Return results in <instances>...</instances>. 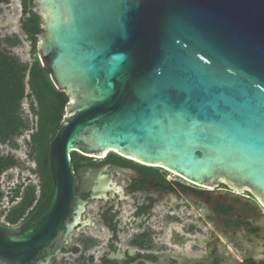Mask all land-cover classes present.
I'll use <instances>...</instances> for the list:
<instances>
[{"label": "water", "instance_id": "95a60500", "mask_svg": "<svg viewBox=\"0 0 264 264\" xmlns=\"http://www.w3.org/2000/svg\"><path fill=\"white\" fill-rule=\"evenodd\" d=\"M32 10L38 60L67 102L48 145L50 204L29 228L0 222L1 260L28 264L71 206L65 234L74 228L80 194L105 198L120 191L113 173L137 175L75 172L74 152L246 186L264 205V0H32Z\"/></svg>", "mask_w": 264, "mask_h": 264}, {"label": "flooded vegetation", "instance_id": "af4514ba", "mask_svg": "<svg viewBox=\"0 0 264 264\" xmlns=\"http://www.w3.org/2000/svg\"><path fill=\"white\" fill-rule=\"evenodd\" d=\"M21 4L22 31V0ZM31 98L36 106V99ZM35 117L28 134L22 124L0 138V222L4 225L26 222L29 228L51 201L50 166L48 173L39 166L33 141L39 130ZM22 145L29 148L24 158L19 154ZM70 159L75 172L81 167L119 165L137 175L128 179L113 173L116 184L121 181L117 184L120 191L108 192L105 198L92 200L87 193L80 194L87 202L74 228L65 234L66 222L76 216L71 206L52 238L28 264H264V205L249 187L198 184L114 151L104 156L72 153ZM15 170L28 171L29 176L2 178L6 171ZM156 206L166 209L163 215L158 216ZM128 207L131 210L126 212ZM141 254H155L162 260ZM0 264L10 263L0 259Z\"/></svg>", "mask_w": 264, "mask_h": 264}, {"label": "trees", "instance_id": "16d2710c", "mask_svg": "<svg viewBox=\"0 0 264 264\" xmlns=\"http://www.w3.org/2000/svg\"><path fill=\"white\" fill-rule=\"evenodd\" d=\"M22 2L24 18L21 20V28L30 41L31 52L34 53L36 35L40 32L39 17L32 10V0ZM26 88L29 90L28 93ZM27 96L36 99V106L30 101V110L37 115L39 125L38 132L33 134V141L37 143L39 166L45 168L48 173V145L61 126L67 102L66 95L54 87L48 71L41 66L38 58L30 64H21L0 48V138H6L22 126L19 111L21 101ZM74 165H77L75 159ZM48 191L51 194L52 187Z\"/></svg>", "mask_w": 264, "mask_h": 264}, {"label": "rangeland", "instance_id": "374dc122", "mask_svg": "<svg viewBox=\"0 0 264 264\" xmlns=\"http://www.w3.org/2000/svg\"><path fill=\"white\" fill-rule=\"evenodd\" d=\"M0 6L3 8V13L0 14V48L4 47L6 50H10L11 56L16 58L21 64H30L38 58L37 55V48L34 53L31 52L30 49V41L26 38L24 33L20 30V19L22 16L21 9L22 4L21 0H9L8 2H2L0 3ZM37 45V44H36ZM29 90L26 88V93H28ZM32 98L30 96L25 97L21 101L20 106V117L23 121V124L26 126L27 131L26 133L34 128L36 117L31 112L29 104ZM3 150L6 148L2 147ZM2 150V149H1ZM26 150H29L27 146L21 147L19 150V154L22 158H24V153ZM156 169L162 170L160 167H154ZM13 174L14 179L17 175H20L22 177L29 176V172L22 170H15V171H6L2 175V178H4L6 175ZM173 177V175H171ZM31 180L35 181L36 177L34 175L31 176ZM121 181L117 180V184L119 185ZM128 201L130 198H128ZM91 206H95L94 203H90ZM157 208V214L163 215L165 212V208L162 206H156ZM131 210L130 207L127 208L126 212H129Z\"/></svg>", "mask_w": 264, "mask_h": 264}]
</instances>
